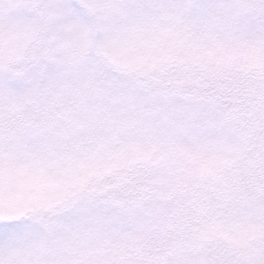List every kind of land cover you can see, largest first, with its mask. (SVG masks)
<instances>
[{
    "label": "snow or ice",
    "instance_id": "1",
    "mask_svg": "<svg viewBox=\"0 0 264 264\" xmlns=\"http://www.w3.org/2000/svg\"><path fill=\"white\" fill-rule=\"evenodd\" d=\"M0 264H264V0H0Z\"/></svg>",
    "mask_w": 264,
    "mask_h": 264
}]
</instances>
